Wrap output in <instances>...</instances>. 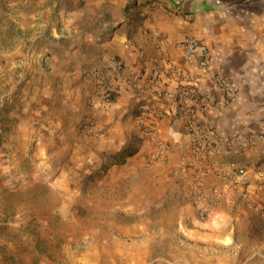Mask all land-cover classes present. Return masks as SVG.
Listing matches in <instances>:
<instances>
[{"label": "rangeland", "instance_id": "rangeland-1", "mask_svg": "<svg viewBox=\"0 0 264 264\" xmlns=\"http://www.w3.org/2000/svg\"><path fill=\"white\" fill-rule=\"evenodd\" d=\"M40 1L0 0V264H263L257 210L215 225L201 209L219 192L193 199L189 188L187 210L166 184L89 158L80 111L46 95L58 81L38 53Z\"/></svg>", "mask_w": 264, "mask_h": 264}, {"label": "crops", "instance_id": "crops-1", "mask_svg": "<svg viewBox=\"0 0 264 264\" xmlns=\"http://www.w3.org/2000/svg\"><path fill=\"white\" fill-rule=\"evenodd\" d=\"M40 2L42 7L34 15L35 19L44 20L45 28L38 35L44 40L38 53L48 55L49 67L58 81L48 85L46 95L58 92L66 108L82 114L85 98L92 88L84 74L93 70H101L108 81L139 77L146 92L141 95L122 92L107 107L95 99L90 111L101 134L98 138L79 135L88 147L89 158L107 164L108 171L119 170L123 176L138 177L140 182V177L146 175L152 181L166 184V189L186 199L185 209L194 210L196 206L189 198L193 180L189 164L193 159L184 122L170 116L148 121L144 118L156 132L153 135L142 131L140 103L147 101L162 112H168L171 107L169 101L156 99L146 90L153 81L159 87L165 86V76L154 74L153 59L157 58L162 65L163 58H169L187 70L179 43L186 37L198 39L209 51V70L198 83L202 97L210 104L207 114L200 116L202 124L224 135L261 132L264 128V0ZM30 3L31 0L24 2L26 7ZM129 5L131 8L125 10ZM214 74L227 78L233 89L234 95L226 104L212 83ZM166 89L173 91L174 85ZM154 136L169 144L163 158L155 156ZM259 145L256 142L257 148ZM258 159L256 151L243 154L228 148L206 172L202 191L217 189L220 193L215 204L207 206L215 217V225L229 219L239 222L256 218L249 210L258 209L245 202L240 192L224 188L216 170L218 165L234 161L248 169L253 182V168ZM255 246L264 251V237ZM261 257L264 264V255Z\"/></svg>", "mask_w": 264, "mask_h": 264}, {"label": "built area", "instance_id": "built-area-1", "mask_svg": "<svg viewBox=\"0 0 264 264\" xmlns=\"http://www.w3.org/2000/svg\"><path fill=\"white\" fill-rule=\"evenodd\" d=\"M179 46L182 50V63L188 69H182L172 63L169 58H163L164 64H159L158 59H153L154 74L165 76V86L159 87L156 81L151 82L146 90L156 99H166L171 103L168 112L159 111L151 103H140L139 117L143 119L142 131L155 134V129L150 123H145L153 118L170 116L173 119H181L185 126V136L192 155L189 167L193 173L190 196L193 199H213L217 189H211L208 193L202 191L206 182V172L215 164L226 149L234 152L248 153L256 151L258 162L253 168L255 180L251 182L248 169L234 161L218 165L216 175L223 181V187L232 192H240V197L252 208L264 217V128L259 133L250 132L246 136L238 133L224 135L204 126L200 116H204L210 109V104L202 97L198 83L202 74L209 70L208 49L196 38L186 37ZM84 77L91 83V94L86 98L85 110L78 122L81 133L93 138H98L101 132L97 129L96 120L91 113L95 99L100 100L102 107L109 106L114 98L122 92H131L137 95L145 94L144 87L140 85L139 77L128 76L121 80L108 81L101 70L86 72ZM212 83L221 92L223 102L226 104L233 97V89L228 79L214 74ZM174 85V90L169 91L166 86ZM155 137V136H154ZM259 142V147H256ZM155 156L163 158L169 148V144L163 139L155 137ZM203 178V181H202ZM218 192V191H217ZM208 201V200H207ZM201 210H207L206 207Z\"/></svg>", "mask_w": 264, "mask_h": 264}]
</instances>
